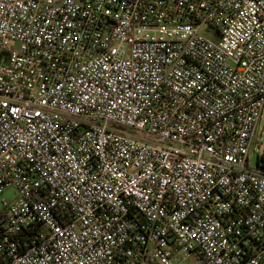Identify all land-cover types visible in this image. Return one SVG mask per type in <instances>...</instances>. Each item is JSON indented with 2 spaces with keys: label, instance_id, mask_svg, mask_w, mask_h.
Returning a JSON list of instances; mask_svg holds the SVG:
<instances>
[{
  "label": "built area",
  "instance_id": "obj_1",
  "mask_svg": "<svg viewBox=\"0 0 264 264\" xmlns=\"http://www.w3.org/2000/svg\"><path fill=\"white\" fill-rule=\"evenodd\" d=\"M264 0H0V264H264Z\"/></svg>",
  "mask_w": 264,
  "mask_h": 264
},
{
  "label": "rangeland",
  "instance_id": "obj_2",
  "mask_svg": "<svg viewBox=\"0 0 264 264\" xmlns=\"http://www.w3.org/2000/svg\"><path fill=\"white\" fill-rule=\"evenodd\" d=\"M263 146H264V112L261 122L257 128L256 137L254 140L255 151L251 153L250 160L253 166H256V156L258 153L260 154L262 152ZM14 197H15V192L13 189H9L3 192L2 194H0V211L2 208L1 200L5 199L11 201L13 200Z\"/></svg>",
  "mask_w": 264,
  "mask_h": 264
}]
</instances>
